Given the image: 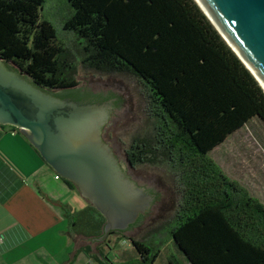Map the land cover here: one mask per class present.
Returning a JSON list of instances; mask_svg holds the SVG:
<instances>
[{
    "label": "trees",
    "instance_id": "trees-1",
    "mask_svg": "<svg viewBox=\"0 0 264 264\" xmlns=\"http://www.w3.org/2000/svg\"><path fill=\"white\" fill-rule=\"evenodd\" d=\"M44 2L0 0L4 63L40 89L81 104L111 96L75 88L76 61L95 73L136 78L147 93L148 127L133 138L126 157L132 167L164 163L173 170L181 197L162 227L169 240L190 264H264V206L209 158L253 119L264 124V90L198 4L67 0L71 14L63 30L74 39L68 47L40 18ZM65 217L73 233L103 241L143 218L104 236L105 218L90 204ZM126 239L138 264H154L159 244ZM97 250L104 257L101 246Z\"/></svg>",
    "mask_w": 264,
    "mask_h": 264
},
{
    "label": "water",
    "instance_id": "water-1",
    "mask_svg": "<svg viewBox=\"0 0 264 264\" xmlns=\"http://www.w3.org/2000/svg\"><path fill=\"white\" fill-rule=\"evenodd\" d=\"M194 1L264 90V0ZM4 64L0 58V126L18 130L104 216V236L148 215L158 183L147 165H127L132 139L110 101L60 99Z\"/></svg>",
    "mask_w": 264,
    "mask_h": 264
},
{
    "label": "rangeland",
    "instance_id": "rangeland-1",
    "mask_svg": "<svg viewBox=\"0 0 264 264\" xmlns=\"http://www.w3.org/2000/svg\"><path fill=\"white\" fill-rule=\"evenodd\" d=\"M70 14L71 8L67 0H45L40 10V18L53 25L57 39L68 47L73 44L74 39L69 32L63 30V22ZM4 65L19 74L12 64ZM75 77V88L111 96L106 101H110L109 107H113L132 140L146 132L148 98L145 88L136 78L125 74L95 73L85 69L79 61H76ZM209 158L229 180L264 206V124L261 121L253 119L246 127L230 135L224 144L209 154ZM147 166L158 183L150 213L123 234L145 241L148 245L159 244L160 252L154 264H189L162 229L172 218L181 197L174 172L164 163ZM50 185L55 183L50 182ZM78 195L75 191L65 198L72 202L74 199L78 201L81 200ZM95 245L92 243V246ZM109 248V258L114 264H120L123 256L129 264H138L137 252L126 237L114 239ZM104 264H110V261H104Z\"/></svg>",
    "mask_w": 264,
    "mask_h": 264
},
{
    "label": "crops",
    "instance_id": "crops-1",
    "mask_svg": "<svg viewBox=\"0 0 264 264\" xmlns=\"http://www.w3.org/2000/svg\"><path fill=\"white\" fill-rule=\"evenodd\" d=\"M55 176L18 130L0 126V264H103L104 258L114 264L110 244L127 236L104 242L73 233L65 213L89 203ZM75 191L81 200L65 198Z\"/></svg>",
    "mask_w": 264,
    "mask_h": 264
},
{
    "label": "flooded vegetation",
    "instance_id": "flooded-vegetation-1",
    "mask_svg": "<svg viewBox=\"0 0 264 264\" xmlns=\"http://www.w3.org/2000/svg\"><path fill=\"white\" fill-rule=\"evenodd\" d=\"M126 155V154H125ZM126 162H127V165L129 166V167H131V168H134V167H132L129 163H128V161H127V157H126ZM136 224V223H135ZM135 226V225H134Z\"/></svg>",
    "mask_w": 264,
    "mask_h": 264
},
{
    "label": "built area",
    "instance_id": "built-area-1",
    "mask_svg": "<svg viewBox=\"0 0 264 264\" xmlns=\"http://www.w3.org/2000/svg\"><path fill=\"white\" fill-rule=\"evenodd\" d=\"M55 179H59V176H58V175H56V176H55Z\"/></svg>",
    "mask_w": 264,
    "mask_h": 264
}]
</instances>
